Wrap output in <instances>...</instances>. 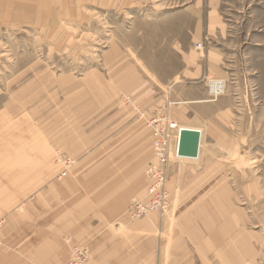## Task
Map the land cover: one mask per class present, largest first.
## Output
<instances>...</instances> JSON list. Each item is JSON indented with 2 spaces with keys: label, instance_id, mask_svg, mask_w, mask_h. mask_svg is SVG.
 I'll return each instance as SVG.
<instances>
[{
  "label": "rangeland",
  "instance_id": "1",
  "mask_svg": "<svg viewBox=\"0 0 264 264\" xmlns=\"http://www.w3.org/2000/svg\"><path fill=\"white\" fill-rule=\"evenodd\" d=\"M207 55L223 56L226 72L205 77L207 101L228 97L233 107L225 137L205 134L203 152L211 160L205 167L223 171L215 184L229 190L187 193L195 205L179 209L169 169L183 160H171L159 188L168 208L133 217L135 205L149 199L154 129L165 125L158 119L179 125L166 92L188 57ZM212 81L223 82L225 91L212 95ZM128 123L151 134V161L132 192L114 181L122 177L113 152ZM222 142L227 145L213 150ZM86 153L92 166L104 169L103 191L90 192L99 204L112 211L119 198L133 197L111 224L115 231L153 215L175 222L177 214L207 210L214 227L198 213L201 232L210 227L214 238L251 236L257 253L239 264H264V0H0V264H36L30 247L6 244L2 231L11 216L26 225L21 207L46 189L57 200L69 199L65 185L80 182L76 173ZM73 232L65 237L68 257L61 264H72L78 252L83 264H95L80 229Z\"/></svg>",
  "mask_w": 264,
  "mask_h": 264
},
{
  "label": "crops",
  "instance_id": "2",
  "mask_svg": "<svg viewBox=\"0 0 264 264\" xmlns=\"http://www.w3.org/2000/svg\"><path fill=\"white\" fill-rule=\"evenodd\" d=\"M223 62L225 59L219 55H207L205 58L188 57L186 70L166 92L165 104L168 101L167 103L177 106L173 110L179 123L178 127L200 129L203 132L199 157L182 158L183 161L173 164L169 169L173 194L176 198L179 196V209L194 207V201L188 203V197H185L187 193L209 191V187L212 189L215 186L213 190L217 187L218 191L229 190L226 184H215V177L223 175L224 172L207 169L205 161L211 160L203 152V141L207 132L215 138L219 137V140L228 133L226 117H229L232 111V101L228 97H222L217 102L207 101L205 85V77L209 73L221 77L225 75L226 72H223L221 66ZM124 127H127L128 131L118 135V143L122 145L113 152V160H116L117 154L121 166L116 175L122 178L114 181L132 192L144 178L145 164L148 166L151 161V134L133 123ZM224 144L225 142L214 144L213 150H216L217 146L227 145ZM211 147L212 145L210 150ZM92 156V153H86L81 159L80 166L86 168L76 173L80 182L73 183V189L71 185H65L69 199L57 200L49 195V189H46L35 200L21 207L23 210L19 213H25L23 216L28 221L26 225L14 223L13 216L9 218L5 230L2 231L7 239L6 244L13 246L15 242L17 247H30L34 260L38 256L36 264H53V259L61 264L67 259L69 246H66L65 237L73 238L75 229H80V241L89 244L93 250L95 264H239L247 260L248 255L252 257L257 253V241H253L247 234L228 238L221 235L214 238L213 234L208 232L210 227L202 229L201 232L197 226L198 213H203L206 224L214 227V222L208 220L207 210H200L196 214L191 211L186 217L177 214L175 222L173 218L166 221L153 215L139 222H124L122 230L115 231L111 224L127 212L126 209L130 205L128 200L132 195L119 198L118 202L113 203L112 211L108 210V204L106 208L99 204L98 197L90 192L94 188L96 193L103 191L104 169L98 168V164L94 165L96 168L92 166ZM126 190L119 192L126 193ZM73 194L75 200L72 199ZM210 206L209 203L202 205L206 209ZM15 216L18 219V215ZM77 218L79 222L74 221ZM29 229L31 234H27Z\"/></svg>",
  "mask_w": 264,
  "mask_h": 264
},
{
  "label": "built area",
  "instance_id": "3",
  "mask_svg": "<svg viewBox=\"0 0 264 264\" xmlns=\"http://www.w3.org/2000/svg\"><path fill=\"white\" fill-rule=\"evenodd\" d=\"M220 81L210 82V93L212 95H219L222 93L220 91L213 92L214 84H219ZM221 84H219V87ZM217 88V87H216ZM221 88V87H220ZM219 88V89H220ZM165 123V125L159 127L156 126L154 129V149L157 157V163L151 164V168L147 172L150 185L148 187L149 199L144 202L137 203L132 212L133 217H140L146 215L147 212L151 210L160 209L165 211L168 208L165 197L162 196V193L159 191L160 186L166 181L165 168L171 160L181 159L179 155V142L182 130L180 131L179 127L173 123L164 119H158V123ZM177 131L176 134H173L174 131ZM174 140V144H173ZM87 252H83L86 256ZM80 253L78 252V257ZM77 259L72 264H83V259Z\"/></svg>",
  "mask_w": 264,
  "mask_h": 264
},
{
  "label": "water",
  "instance_id": "4",
  "mask_svg": "<svg viewBox=\"0 0 264 264\" xmlns=\"http://www.w3.org/2000/svg\"><path fill=\"white\" fill-rule=\"evenodd\" d=\"M201 137L198 132L184 130L180 136L179 155L187 159H197L200 153Z\"/></svg>",
  "mask_w": 264,
  "mask_h": 264
},
{
  "label": "bare ground",
  "instance_id": "5",
  "mask_svg": "<svg viewBox=\"0 0 264 264\" xmlns=\"http://www.w3.org/2000/svg\"><path fill=\"white\" fill-rule=\"evenodd\" d=\"M219 84H221V88L219 87ZM219 84H214V85H212L213 86V92L215 91V92H218V91H225V87H224V83L223 82H219ZM217 87V88H216ZM220 88V89H219ZM182 127H180V131L182 130L181 129ZM195 132V131H194ZM196 132H198L199 134H200V137H202V133L200 132V131H196ZM179 158H183V159H187V158H184V157H179Z\"/></svg>",
  "mask_w": 264,
  "mask_h": 264
}]
</instances>
